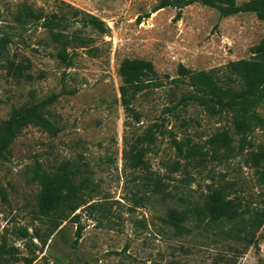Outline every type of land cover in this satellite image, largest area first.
Returning <instances> with one entry per match:
<instances>
[{"label":"rangeland","instance_id":"obj_1","mask_svg":"<svg viewBox=\"0 0 264 264\" xmlns=\"http://www.w3.org/2000/svg\"><path fill=\"white\" fill-rule=\"evenodd\" d=\"M159 2L0 0V127L38 103L58 126L23 127L0 155V264H264V219L248 240L196 213L212 192L245 217L264 210V98L236 120L178 102L192 89L171 81L183 65L242 87L228 64L255 57L264 23ZM21 5L43 18L18 20ZM132 59L155 75L124 103L119 70Z\"/></svg>","mask_w":264,"mask_h":264},{"label":"trees","instance_id":"obj_2","mask_svg":"<svg viewBox=\"0 0 264 264\" xmlns=\"http://www.w3.org/2000/svg\"><path fill=\"white\" fill-rule=\"evenodd\" d=\"M172 2L181 5L200 2L215 7L221 16L239 11H253L264 23V0H245L240 4L236 3L235 0H160L156 9ZM17 11H20L16 15L18 20L21 15L23 16L22 20L43 18L40 13L27 5H21ZM73 12L77 14L79 10L74 9ZM83 14L88 16L82 18L84 23H90L100 29L103 28L102 21L96 16ZM252 52L255 57L251 60L239 59L230 61L228 64L231 72L243 80L242 87L238 88L231 83L233 79L219 76L217 70L213 73L202 70L191 71L183 65H178V77L171 79V81L176 82L179 81V78H184L187 85L192 89L191 92L184 93L178 102L193 99L197 105L203 106L207 110L226 106L233 112V117L236 120L237 117L244 116L249 110H253L264 98V37L252 48ZM119 71L123 79L120 94L124 103L127 102V89L130 88V93H134L142 87L149 86V83L152 82L151 76L155 75L152 63L141 59L123 61ZM42 106L43 104L38 103L11 111L0 127V155L7 150L23 127L32 125L52 133L58 131V126L44 114ZM211 143L216 150L226 148L228 137L222 132L215 133L211 137ZM203 154L201 153L200 157ZM132 156L133 163L138 164L140 153H134ZM155 182L158 186L162 184L159 181ZM196 213L198 220L204 218L208 220L223 219L229 224L228 230L242 233L248 240L253 239L254 231L260 227L264 219V210H257L253 216L245 217L242 209L233 199H225L218 192L206 195L203 205L198 207Z\"/></svg>","mask_w":264,"mask_h":264},{"label":"water","instance_id":"obj_3","mask_svg":"<svg viewBox=\"0 0 264 264\" xmlns=\"http://www.w3.org/2000/svg\"><path fill=\"white\" fill-rule=\"evenodd\" d=\"M68 264H72V261L70 260Z\"/></svg>","mask_w":264,"mask_h":264}]
</instances>
